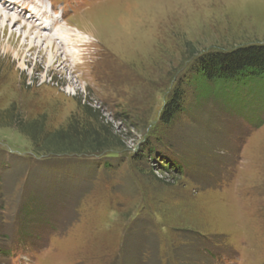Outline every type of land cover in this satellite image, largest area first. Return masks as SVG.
Listing matches in <instances>:
<instances>
[{"label":"rangeland","instance_id":"obj_1","mask_svg":"<svg viewBox=\"0 0 264 264\" xmlns=\"http://www.w3.org/2000/svg\"><path fill=\"white\" fill-rule=\"evenodd\" d=\"M43 3L64 13L46 35H96L0 32V264H264V94L194 75L264 44V0Z\"/></svg>","mask_w":264,"mask_h":264},{"label":"trees","instance_id":"obj_2","mask_svg":"<svg viewBox=\"0 0 264 264\" xmlns=\"http://www.w3.org/2000/svg\"><path fill=\"white\" fill-rule=\"evenodd\" d=\"M195 81L203 97L224 92L227 88L261 90L264 94V44L243 45L227 52L215 51L196 61ZM258 94V93H257ZM184 94L178 88L166 105L161 121L169 124L182 111ZM43 151V150H41ZM39 153L40 150L38 151ZM175 168H178L174 164Z\"/></svg>","mask_w":264,"mask_h":264},{"label":"bare ground","instance_id":"obj_3","mask_svg":"<svg viewBox=\"0 0 264 264\" xmlns=\"http://www.w3.org/2000/svg\"><path fill=\"white\" fill-rule=\"evenodd\" d=\"M7 1L8 0H0V32L2 31L5 34H7L11 29L16 27L18 22L21 23L22 21H24L25 24L26 25L29 24L30 27H27L26 25L22 26L21 29H25L26 31L24 34L20 33L19 35H20V37L24 36V39L28 40L27 46L29 49H33L34 47L37 48L39 46H43V44H46L45 48H47V50L50 48L53 49L55 47V43H56L55 37H56V40H62V41H64V43H71V42H73V41L75 42L77 40L81 43H83V42L85 43L86 41L92 39L96 35V34H93L92 31H89L88 30L89 28H87V27L85 28L86 31H84V32H81L78 29L75 30V34H73V32H71V33L68 32V29L59 27L58 31H56L57 33H55L54 35H52V36L46 35L45 33L51 31L53 28L56 27L58 21L53 20L52 24H48L47 21H48V19L51 18V14L49 13L48 10H46L44 8L43 5H35L32 8V10L30 11L31 17L28 18V17H24L22 10L16 9L17 7L15 8L14 6L13 7L10 6L7 3ZM26 1L27 0H17V1H14V3L19 5V6H25V4L27 3ZM25 9H27V8L25 7L24 10ZM95 13H94V15H95ZM44 14H46V16H47L46 20H45V18L43 20ZM63 15H64V13H63ZM109 15H110V13H108V14L106 13V14H103L101 16H98V14L96 13L95 16L99 17V18L102 17L104 19V22L105 21L108 22V26H106V27L104 26V29L108 30L107 33H109V31H111L113 33L115 31V29L112 26L113 25V23H112L113 19H111ZM58 19L59 20L61 19V22L63 23L64 18H58ZM97 20H98V18H97ZM34 26H36L39 29V31H38L39 33L38 32L34 33L32 31L33 30L32 28H34ZM15 35H16V33L15 34L11 33V38L13 39L14 37H16ZM32 35L34 36V38L30 39L32 37ZM51 60H53V59L51 58Z\"/></svg>","mask_w":264,"mask_h":264}]
</instances>
